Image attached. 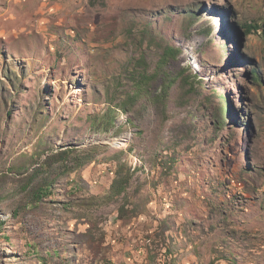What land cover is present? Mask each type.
Returning <instances> with one entry per match:
<instances>
[{
	"label": "rangeland",
	"instance_id": "374dc122",
	"mask_svg": "<svg viewBox=\"0 0 264 264\" xmlns=\"http://www.w3.org/2000/svg\"><path fill=\"white\" fill-rule=\"evenodd\" d=\"M261 25L264 0H0V264H264Z\"/></svg>",
	"mask_w": 264,
	"mask_h": 264
},
{
	"label": "trees",
	"instance_id": "16d2710c",
	"mask_svg": "<svg viewBox=\"0 0 264 264\" xmlns=\"http://www.w3.org/2000/svg\"><path fill=\"white\" fill-rule=\"evenodd\" d=\"M260 25H253V24H251L250 26H248V31H249V33H251L252 31H253V29H254V31H258L259 30V27ZM262 27H260V28H262V30H264V25H261ZM175 56H177V52L172 48V47H168V48H166V49H164V53H163V62H166L167 61V59H169V58H171V57H175ZM253 83H254V85H259L260 83L259 82H261V78H260V75H259V72H258V70L257 69H254L253 70ZM166 87L168 88L169 86L168 85H166ZM168 91H167V89L165 90V93H167ZM225 98H226V102H227V104H226V108L230 111V108H229V105H228V98H227V96H225ZM226 108H222V107H220V112L221 113H223L224 111H225V109ZM81 165V164H80ZM132 167V166H131ZM132 177V174L131 173H129L128 174V176H127V182L130 180V178ZM113 188H114V190L117 192V193H119V192H121V191H125V189H126V186L124 185V184H122L121 186H120V191L117 189V187H116V185L114 184L113 185Z\"/></svg>",
	"mask_w": 264,
	"mask_h": 264
}]
</instances>
